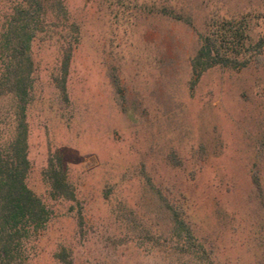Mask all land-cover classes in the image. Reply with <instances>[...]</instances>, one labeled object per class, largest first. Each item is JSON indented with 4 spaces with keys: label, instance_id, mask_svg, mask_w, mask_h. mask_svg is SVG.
<instances>
[{
    "label": "rangeland",
    "instance_id": "rangeland-1",
    "mask_svg": "<svg viewBox=\"0 0 264 264\" xmlns=\"http://www.w3.org/2000/svg\"><path fill=\"white\" fill-rule=\"evenodd\" d=\"M41 1L16 263L264 264V0Z\"/></svg>",
    "mask_w": 264,
    "mask_h": 264
},
{
    "label": "trees",
    "instance_id": "trees-1",
    "mask_svg": "<svg viewBox=\"0 0 264 264\" xmlns=\"http://www.w3.org/2000/svg\"><path fill=\"white\" fill-rule=\"evenodd\" d=\"M44 9L41 0H18L11 15L6 17L0 32V264H17L23 240L31 230L38 229L46 221L45 208L25 183L29 168L28 127L25 120L35 70L31 51L32 43L42 24ZM229 35L233 41L240 37L238 41L240 42L243 32H230ZM224 36L227 35L224 33ZM216 52L217 58H220V61L214 59L217 63L230 62V59L220 57L218 50ZM236 52L238 53L237 49ZM208 54H211L210 49ZM68 62L67 54L64 72L67 71ZM62 89L64 90V87ZM7 100L12 102L11 107L5 111L4 103ZM6 115L11 120L12 125L11 123L9 125L14 126V130L13 137L4 141L1 134L6 124ZM52 169L48 170L46 176L51 182L54 197L73 198L64 173ZM253 182L261 191L259 179L253 176ZM170 209L173 212L172 207ZM172 221L176 233L184 230L185 224L176 211L173 213Z\"/></svg>",
    "mask_w": 264,
    "mask_h": 264
}]
</instances>
